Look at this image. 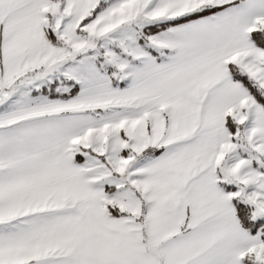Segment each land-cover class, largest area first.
I'll use <instances>...</instances> for the list:
<instances>
[{
	"label": "snow or ice",
	"instance_id": "1",
	"mask_svg": "<svg viewBox=\"0 0 264 264\" xmlns=\"http://www.w3.org/2000/svg\"><path fill=\"white\" fill-rule=\"evenodd\" d=\"M0 264H264V0H0Z\"/></svg>",
	"mask_w": 264,
	"mask_h": 264
}]
</instances>
